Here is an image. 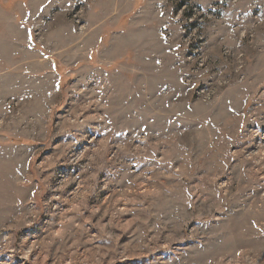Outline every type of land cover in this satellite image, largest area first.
Wrapping results in <instances>:
<instances>
[{
  "label": "rangeland",
  "instance_id": "1",
  "mask_svg": "<svg viewBox=\"0 0 264 264\" xmlns=\"http://www.w3.org/2000/svg\"><path fill=\"white\" fill-rule=\"evenodd\" d=\"M263 160L264 0H0V264H264Z\"/></svg>",
  "mask_w": 264,
  "mask_h": 264
},
{
  "label": "bare ground",
  "instance_id": "2",
  "mask_svg": "<svg viewBox=\"0 0 264 264\" xmlns=\"http://www.w3.org/2000/svg\"><path fill=\"white\" fill-rule=\"evenodd\" d=\"M254 158V157H253ZM263 162H264V160H263Z\"/></svg>",
  "mask_w": 264,
  "mask_h": 264
}]
</instances>
